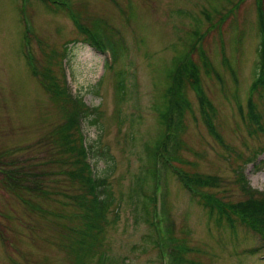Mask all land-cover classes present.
Instances as JSON below:
<instances>
[{
    "label": "rangeland",
    "instance_id": "1",
    "mask_svg": "<svg viewBox=\"0 0 264 264\" xmlns=\"http://www.w3.org/2000/svg\"><path fill=\"white\" fill-rule=\"evenodd\" d=\"M197 28L201 37L196 40ZM86 29L104 49L84 40ZM188 48L199 82L180 71V104L169 140L178 159L174 163L185 174L215 177L218 185L204 190L226 202L245 197L239 172L252 187L263 190L264 154L255 162L246 160L264 147L263 85H254L260 58L264 63V0H0V164L45 157L39 144L65 122L64 106L70 105L43 87L40 73L48 69L60 76L63 63L69 91L87 107H99L96 124L86 119L81 125L87 142L113 154L110 180L121 196L138 170L136 151L142 140L154 142L161 133L152 105L174 59ZM116 77L125 81V95H119ZM131 129L137 135L134 147L127 137ZM99 147L90 160L101 173L107 162ZM3 172L0 264H99L107 247L120 257V264H160L158 250L133 247L147 226L136 224L125 202L120 221L105 237H97L98 252L85 262L78 250L67 246L74 241L68 225L78 222L29 212L4 187ZM158 188L164 194L156 202L155 221L165 264H264L262 251L245 252L259 244L255 232H247L239 221L238 237L217 230L177 179L162 180ZM43 206L72 210L52 199Z\"/></svg>",
    "mask_w": 264,
    "mask_h": 264
},
{
    "label": "trees",
    "instance_id": "2",
    "mask_svg": "<svg viewBox=\"0 0 264 264\" xmlns=\"http://www.w3.org/2000/svg\"><path fill=\"white\" fill-rule=\"evenodd\" d=\"M180 12L183 11L180 10ZM87 31L90 30L86 29L87 37H84V40L93 44L97 50L104 49L106 45L104 44L102 47L101 41L93 33ZM200 37V30L197 28L194 30V38L197 40ZM64 51L65 55L67 50ZM188 57L189 48L174 59L172 68L167 71L166 83L152 105V110L157 114L158 123L162 127L161 133L154 142L147 138L142 140L141 148L136 151L139 161L138 170L131 175L130 188L121 196L116 194L110 180L115 169L113 154L102 145L99 147L95 142H87L81 125L86 119L90 120V124H96L101 114L99 107H87L82 97L69 91L63 63L59 65L60 76L56 73L53 74L48 69H44L40 73L43 87L52 96L62 95L60 99L70 105L68 108L73 106V109L69 110L66 105L64 106L66 108L64 110L65 122L48 135L47 139L50 140L39 144L41 149L45 148L44 158L17 159L6 162L4 165L0 164V172L4 171L5 180L3 183L6 190L17 196L29 212L53 214L55 221L78 222L79 225H68V229L73 233L70 237H74V241L67 246L78 250L85 257V262L90 256L93 259L98 252V250H94L97 237H105L108 230L120 221V209L125 202L126 206L130 208L136 224L142 221L147 226L140 241L133 247L142 252L158 250L157 261L160 264H165V251L161 248L160 241L162 236L155 221L157 220L155 212L157 214L158 208L155 206L157 200L164 194V190L158 188L159 183L162 180L167 183V179L173 178L177 179L188 191L192 201L202 207L209 222L217 230H230L238 237L239 223L237 221H239L248 229H246L247 232H255L260 239L257 246L245 252L251 255L260 251L264 253V189L252 187L243 173L239 172L241 175L239 182L245 192V197L237 202H226L221 196L204 190L218 185L215 177L185 174L174 163L178 159L174 157L176 153L170 150L169 140L176 117V109L180 104L176 99L179 95L176 89L180 71L186 74L190 80L199 82L197 66L191 63ZM30 62L35 63V60L31 59ZM257 68L254 85H263L260 94L264 100V63L261 58ZM34 72L38 74L37 68ZM124 82L117 79V90L121 96L125 95ZM202 105L205 107L203 97ZM204 115L211 131L216 133L205 109ZM249 116L252 117V114L249 113ZM255 118L257 121L259 118L261 119L260 115ZM127 134L134 147L137 141L135 131L131 129ZM98 147L107 162L105 171L101 173H99L96 163L94 167V161L92 163L90 160L91 153L95 155ZM260 153L264 154V147L257 150L246 161L255 162ZM165 190L167 192V186H165ZM51 199L56 200L63 207L70 206L71 212L52 211L44 207L43 202ZM162 208L163 206L161 210ZM120 261V257L114 255L112 250L107 247L103 250L99 264H120Z\"/></svg>",
    "mask_w": 264,
    "mask_h": 264
}]
</instances>
